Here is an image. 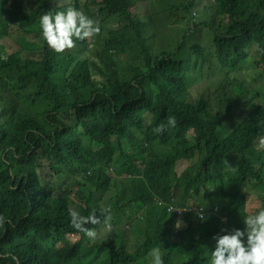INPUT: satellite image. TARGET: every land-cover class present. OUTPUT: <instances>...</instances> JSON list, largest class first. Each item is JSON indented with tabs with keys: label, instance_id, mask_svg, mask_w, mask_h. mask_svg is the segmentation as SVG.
<instances>
[{
	"label": "clouds",
	"instance_id": "9594fccd",
	"mask_svg": "<svg viewBox=\"0 0 264 264\" xmlns=\"http://www.w3.org/2000/svg\"><path fill=\"white\" fill-rule=\"evenodd\" d=\"M261 191L264 0H0V264H264Z\"/></svg>",
	"mask_w": 264,
	"mask_h": 264
},
{
	"label": "trees",
	"instance_id": "16d2710c",
	"mask_svg": "<svg viewBox=\"0 0 264 264\" xmlns=\"http://www.w3.org/2000/svg\"><path fill=\"white\" fill-rule=\"evenodd\" d=\"M178 7L177 3L171 2V8L175 10ZM112 13L117 15L118 17H123L125 15L123 6L111 7ZM172 17L166 20H163L158 26V34L161 38H169L173 37L174 34L172 32L171 27ZM110 38L107 39L104 49L107 50L105 56L98 60L94 67L95 69L103 76H112L114 74H119L123 72L129 65L132 63L131 53H134L136 50L145 51L146 50V42L144 39L140 38L138 35L129 34L127 31H123V40L120 44H113L109 47L108 42ZM131 52V53H130ZM95 54L99 55V52L95 50ZM49 105L45 104L41 107V109L45 112L48 110ZM143 119H141L138 125V131H143L147 136H150V127L143 128ZM107 128L109 129L112 135L117 136L120 139H126L128 142H133V140L137 136L136 133L123 134L116 132L110 124H107ZM33 135L39 136L34 130L32 131ZM29 150H33V145H29ZM148 160L153 161L158 166H164L162 159L157 158L153 155H147ZM80 162L83 164L85 169L90 173L92 178L98 182L103 183L105 180V176L108 172H110V167L105 162L101 161H93L87 156L81 155L79 157ZM259 196L264 197V191L259 192Z\"/></svg>",
	"mask_w": 264,
	"mask_h": 264
},
{
	"label": "rangeland",
	"instance_id": "374dc122",
	"mask_svg": "<svg viewBox=\"0 0 264 264\" xmlns=\"http://www.w3.org/2000/svg\"><path fill=\"white\" fill-rule=\"evenodd\" d=\"M166 40H167V39H165V38H161V37H160V42H161V43L166 42Z\"/></svg>",
	"mask_w": 264,
	"mask_h": 264
}]
</instances>
